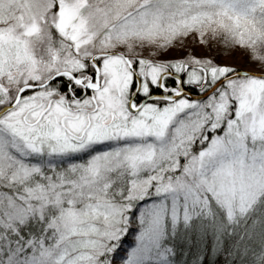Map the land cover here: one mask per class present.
Returning a JSON list of instances; mask_svg holds the SVG:
<instances>
[{
  "label": "snow or ice",
  "instance_id": "obj_1",
  "mask_svg": "<svg viewBox=\"0 0 264 264\" xmlns=\"http://www.w3.org/2000/svg\"><path fill=\"white\" fill-rule=\"evenodd\" d=\"M0 264H264V0H0Z\"/></svg>",
  "mask_w": 264,
  "mask_h": 264
},
{
  "label": "rangeland",
  "instance_id": "obj_2",
  "mask_svg": "<svg viewBox=\"0 0 264 264\" xmlns=\"http://www.w3.org/2000/svg\"><path fill=\"white\" fill-rule=\"evenodd\" d=\"M200 50H198L199 52ZM229 63H236L238 66H243L242 63H241V57H240V54L237 53V58L234 59V60H230L228 61Z\"/></svg>",
  "mask_w": 264,
  "mask_h": 264
},
{
  "label": "trees",
  "instance_id": "obj_3",
  "mask_svg": "<svg viewBox=\"0 0 264 264\" xmlns=\"http://www.w3.org/2000/svg\"><path fill=\"white\" fill-rule=\"evenodd\" d=\"M129 239L131 240V237Z\"/></svg>",
  "mask_w": 264,
  "mask_h": 264
}]
</instances>
